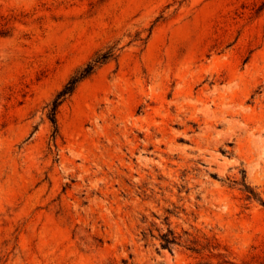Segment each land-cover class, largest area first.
<instances>
[{
    "label": "rangeland",
    "instance_id": "1",
    "mask_svg": "<svg viewBox=\"0 0 264 264\" xmlns=\"http://www.w3.org/2000/svg\"><path fill=\"white\" fill-rule=\"evenodd\" d=\"M0 264H264V0H0Z\"/></svg>",
    "mask_w": 264,
    "mask_h": 264
},
{
    "label": "trees",
    "instance_id": "2",
    "mask_svg": "<svg viewBox=\"0 0 264 264\" xmlns=\"http://www.w3.org/2000/svg\"><path fill=\"white\" fill-rule=\"evenodd\" d=\"M113 55V50L108 49L104 52H100L96 54L93 58L87 61L83 66L76 69L69 78L65 81L63 86L56 92L54 97L49 101L47 104V118L52 124V141L55 142L56 136L58 135V128L56 122V113L59 106L71 96V94L76 89L77 85L84 80L85 78L89 77L95 69L106 62L109 58ZM175 236L173 232L168 229L165 233L160 234V246L162 248H168L170 245L175 244Z\"/></svg>",
    "mask_w": 264,
    "mask_h": 264
}]
</instances>
